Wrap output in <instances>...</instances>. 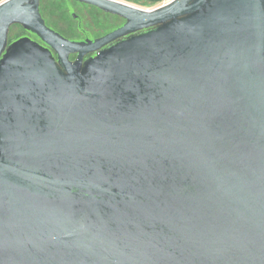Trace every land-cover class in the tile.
Listing matches in <instances>:
<instances>
[{
	"label": "water",
	"instance_id": "obj_1",
	"mask_svg": "<svg viewBox=\"0 0 264 264\" xmlns=\"http://www.w3.org/2000/svg\"><path fill=\"white\" fill-rule=\"evenodd\" d=\"M76 1H0V264H264V0Z\"/></svg>",
	"mask_w": 264,
	"mask_h": 264
},
{
	"label": "flooded vegetation",
	"instance_id": "obj_2",
	"mask_svg": "<svg viewBox=\"0 0 264 264\" xmlns=\"http://www.w3.org/2000/svg\"><path fill=\"white\" fill-rule=\"evenodd\" d=\"M54 1V4L57 5L55 6V11L53 10L54 5L52 2L47 1L44 3L43 0H40V14L47 26L59 32L62 36L71 41L84 42L95 40L117 29L125 22V19L120 16L104 12L95 6L83 2L76 0ZM22 36H29L31 39L36 40L44 47H47L55 61H58L54 50L44 44L35 34L28 32ZM127 36H120L96 51L84 54L82 56V63L87 59L94 57L97 51L104 49L107 46L126 38ZM76 58L77 53H70L68 56V60L70 62H74Z\"/></svg>",
	"mask_w": 264,
	"mask_h": 264
},
{
	"label": "crops",
	"instance_id": "obj_3",
	"mask_svg": "<svg viewBox=\"0 0 264 264\" xmlns=\"http://www.w3.org/2000/svg\"><path fill=\"white\" fill-rule=\"evenodd\" d=\"M1 1V0H0ZM141 8H153L162 4L165 0H119Z\"/></svg>",
	"mask_w": 264,
	"mask_h": 264
},
{
	"label": "trees",
	"instance_id": "obj_4",
	"mask_svg": "<svg viewBox=\"0 0 264 264\" xmlns=\"http://www.w3.org/2000/svg\"><path fill=\"white\" fill-rule=\"evenodd\" d=\"M16 28V32L12 33V30ZM26 33H28L22 26L18 25V24H14L10 27L9 29V34H8V39L9 41H12L22 35H25Z\"/></svg>",
	"mask_w": 264,
	"mask_h": 264
},
{
	"label": "rangeland",
	"instance_id": "obj_5",
	"mask_svg": "<svg viewBox=\"0 0 264 264\" xmlns=\"http://www.w3.org/2000/svg\"><path fill=\"white\" fill-rule=\"evenodd\" d=\"M47 1L53 3V5H54L53 10L55 11V10H56L55 6H57V5L54 4L55 1H54V0H47ZM47 1H46V0H43L44 3H46ZM164 2H167V0H165ZM164 2H163V3H164ZM134 6H135V5H134ZM16 31H17V30H16V28H15V29L12 30V33H15Z\"/></svg>",
	"mask_w": 264,
	"mask_h": 264
},
{
	"label": "built area",
	"instance_id": "obj_6",
	"mask_svg": "<svg viewBox=\"0 0 264 264\" xmlns=\"http://www.w3.org/2000/svg\"><path fill=\"white\" fill-rule=\"evenodd\" d=\"M167 1H169V0H167ZM165 3V2H164Z\"/></svg>",
	"mask_w": 264,
	"mask_h": 264
}]
</instances>
